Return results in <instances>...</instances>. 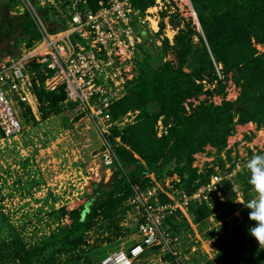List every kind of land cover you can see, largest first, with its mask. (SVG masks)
<instances>
[{"label": "trees", "instance_id": "1", "mask_svg": "<svg viewBox=\"0 0 264 264\" xmlns=\"http://www.w3.org/2000/svg\"><path fill=\"white\" fill-rule=\"evenodd\" d=\"M74 1L55 0L56 6H41L34 2L39 16L54 32L65 27L64 16ZM190 1L200 32L192 23V17L186 26L179 27L178 17H182L178 14L175 15L178 23L170 20L177 28L172 43L161 34L162 21L152 36L148 35L150 30L147 29L135 58L136 75L127 83L126 94L108 108L112 124L106 138L116 158L106 167L111 170L109 178L91 182V193L73 208L51 206L47 213L58 224L34 243H27L0 209V264H53L60 255L84 244V234L97 220H111L133 208L128 200L133 196L134 188L144 190L155 182L164 183L166 179L176 177L178 181H172L174 187L191 194L208 181L213 170L202 172L193 166L195 154L204 151L207 145L219 154L226 148L227 138L234 133L237 124L251 122L257 129L264 130V49L259 51L255 46L264 47V0ZM0 2L11 4L7 7L10 8L18 0ZM100 2L105 4L107 0H77V8L96 11ZM131 3L143 14L154 0H131ZM17 17L15 26L12 18H3L0 13V61L6 56H18L23 42L31 46L40 37L27 12ZM157 37H163L160 44L156 43ZM168 53L174 60L166 58ZM35 67L39 68V64L32 66ZM45 77L43 72L37 71L39 84L35 86V92L42 121L59 114L65 107L76 106L75 102L65 101L64 86L46 90L43 86ZM228 80L239 90L234 100L224 98ZM205 83L213 87H206ZM201 94H216L222 100L214 103L205 98L193 106L190 104L187 109L186 100L197 99ZM129 112L134 113L133 118L122 122ZM20 115L22 122L37 123L39 120L24 105H21ZM158 121L166 127V133L157 134ZM259 155H263L262 151ZM218 160L224 167V160ZM101 161L106 165L102 157ZM250 178L248 168L235 178L245 202L248 197L244 192L249 189L248 185L252 186ZM223 193L226 202L234 200L227 181ZM160 200L168 201V198L161 194ZM218 205L219 201H214L213 208L196 200L189 202L187 214L200 235V228L211 222V214L214 220L219 219ZM238 206V203L229 206L230 214ZM163 227L173 237L177 236L170 247L179 253L163 250L168 259L178 264L177 257L187 254L188 258L182 260H188L191 255L195 261L204 259V264H215L198 240L193 238L185 243L188 232L193 233V230L178 210L166 217ZM250 242L248 234L236 235L227 244L225 264H264V253ZM192 245L196 246L195 252L190 251ZM150 249L161 248L154 246L143 254Z\"/></svg>", "mask_w": 264, "mask_h": 264}, {"label": "built area", "instance_id": "2", "mask_svg": "<svg viewBox=\"0 0 264 264\" xmlns=\"http://www.w3.org/2000/svg\"><path fill=\"white\" fill-rule=\"evenodd\" d=\"M34 1L41 6H56L55 0H19L21 9L28 13L40 37L31 46L23 42L18 56H6L0 61V150L11 148L21 135V105L29 107L34 117L39 119V100L35 92V86L39 84L36 79L39 70L46 76L43 81L46 90L64 86L65 101L75 102L76 109L103 122L102 127L105 129H102L101 157L106 165L111 164L116 158L105 136L112 124L108 108L126 94L127 83L136 75L138 46L143 43L147 29L158 31L159 11L164 0H155L143 14L133 7L131 0H107L105 4L100 2L96 11H81L75 0L64 16L65 27L54 32L49 30L39 16ZM165 1L169 3L170 0ZM171 1L179 6L177 0ZM183 3L188 4L194 15L192 18L197 22L191 1L183 0ZM167 37L172 43V38ZM157 43L160 44L159 41ZM34 64H39V68H32ZM166 132V127L158 121L157 134ZM233 163L232 166H214L208 181L199 185L191 194L174 187L172 181H178L176 177L168 178L164 183L155 182L144 190L134 188V194L128 202L138 212L137 233L140 239L126 248L107 252L99 264H135L145 250L154 246H160L162 250L173 254L179 253L170 247L177 236L173 237L163 227L166 217L177 210L188 220L193 238L200 242L204 250L202 244L210 241L202 240L197 226L187 214V206L196 200L213 208L214 201L224 200L225 181L230 183L234 201L241 203L242 193L235 178L239 172H243L244 165L239 160ZM161 194L168 201H161ZM234 212L237 213V210ZM209 221H214L212 214ZM216 249L211 245L208 251H204L211 257L210 252ZM190 251L195 252L196 246L192 245ZM187 258L188 255L183 254L176 260L179 264Z\"/></svg>", "mask_w": 264, "mask_h": 264}, {"label": "rangeland", "instance_id": "3", "mask_svg": "<svg viewBox=\"0 0 264 264\" xmlns=\"http://www.w3.org/2000/svg\"><path fill=\"white\" fill-rule=\"evenodd\" d=\"M177 2L179 6L171 0L169 3L164 0L159 11L160 21L163 23L161 34L164 38L169 36L172 40L177 28L173 27L170 20L178 23L177 17L180 16L182 18L178 17L180 20L178 26L184 27L194 16L188 4L185 5L183 0ZM4 3L0 2L1 15L3 18H12L16 26L17 16L26 11L21 9L19 0L10 8L7 7L11 4ZM161 13L165 16L162 17ZM193 19L195 22L192 23L200 32L199 24L194 17ZM153 26L155 29L154 22ZM150 31L148 35L152 36L154 31ZM163 37H157L156 43ZM255 46L259 51L264 49L259 44ZM166 58L174 60L171 53H168ZM205 85L209 88L213 87L211 84L205 83ZM238 91L232 81L228 80L224 98L234 100ZM205 98L214 103H220L222 100V97L216 94H201L197 99L186 100L187 109L191 107L190 104L193 106ZM133 116L134 113L126 115L122 122L125 119L129 121ZM36 121L38 122L23 120V129L18 141L11 148L5 147L0 150V209L27 243L37 242L56 228L57 221L52 220L47 213L51 206L58 208L67 205L73 208L91 193V182L106 181L111 172L110 168L108 170L106 168L108 166L101 161L102 129L105 127H102L103 122L99 118H91L87 112L75 107H65L59 114L51 115L43 121L40 119ZM259 151L264 155V130L257 129L251 122L237 124L234 133L228 136L224 150L218 154L214 148L207 145L204 151L194 155L193 166L205 172L216 165L221 167L219 158L224 160V165L239 160L244 165L245 172L247 162L253 155H258ZM238 187L241 189L240 184ZM248 188L244 194L249 202L257 198V193L252 186L248 185ZM223 197L224 200L217 208L219 219L200 228V232L206 237H202V240L210 241H204L202 244L204 250L208 251L211 245L214 249L217 248L210 252L209 258H212L215 264H225L228 257L227 244L240 233L248 234L251 238L250 243L264 253V246H260L249 233V228L254 227L255 222L249 219L250 209L246 207L248 202L243 200L241 203L237 202L239 204L237 213L230 214L228 208L236 202L234 200L226 202L225 195ZM138 218V212L133 207L114 219L97 220L95 225L84 234V244L72 252L60 255L53 264H99L100 259L107 252L126 248L140 239L137 233ZM188 233V240L185 243L193 240V233ZM175 247L177 248L176 244ZM181 262L204 264V259L195 261L189 255L188 260ZM135 264H176V261L168 259L162 249H150L140 256Z\"/></svg>", "mask_w": 264, "mask_h": 264}, {"label": "clouds", "instance_id": "4", "mask_svg": "<svg viewBox=\"0 0 264 264\" xmlns=\"http://www.w3.org/2000/svg\"><path fill=\"white\" fill-rule=\"evenodd\" d=\"M246 167L251 173L249 183L257 193V198L246 205L250 209L249 219L255 222L249 233L260 246H264V155H253Z\"/></svg>", "mask_w": 264, "mask_h": 264}, {"label": "bare ground", "instance_id": "5", "mask_svg": "<svg viewBox=\"0 0 264 264\" xmlns=\"http://www.w3.org/2000/svg\"><path fill=\"white\" fill-rule=\"evenodd\" d=\"M139 59V58H138ZM41 111V110H40ZM24 112V111H23Z\"/></svg>", "mask_w": 264, "mask_h": 264}]
</instances>
